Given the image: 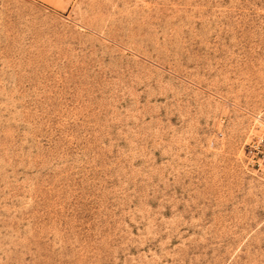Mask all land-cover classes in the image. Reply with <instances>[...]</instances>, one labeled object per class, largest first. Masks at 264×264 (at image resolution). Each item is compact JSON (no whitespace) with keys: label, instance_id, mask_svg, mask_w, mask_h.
<instances>
[{"label":"rangeland","instance_id":"1","mask_svg":"<svg viewBox=\"0 0 264 264\" xmlns=\"http://www.w3.org/2000/svg\"><path fill=\"white\" fill-rule=\"evenodd\" d=\"M0 264H264V0H0Z\"/></svg>","mask_w":264,"mask_h":264}]
</instances>
